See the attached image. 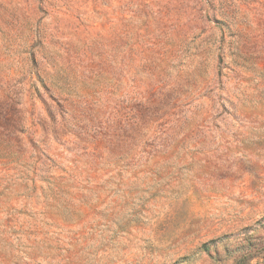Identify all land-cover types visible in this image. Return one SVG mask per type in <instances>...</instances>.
Instances as JSON below:
<instances>
[{"label":"rangeland","instance_id":"rangeland-1","mask_svg":"<svg viewBox=\"0 0 264 264\" xmlns=\"http://www.w3.org/2000/svg\"><path fill=\"white\" fill-rule=\"evenodd\" d=\"M0 264H264V0H0Z\"/></svg>","mask_w":264,"mask_h":264}]
</instances>
